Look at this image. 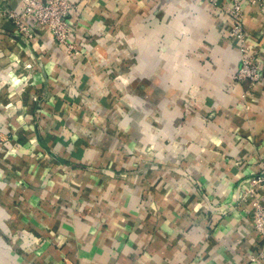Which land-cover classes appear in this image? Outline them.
Listing matches in <instances>:
<instances>
[{
	"label": "crops",
	"instance_id": "1",
	"mask_svg": "<svg viewBox=\"0 0 264 264\" xmlns=\"http://www.w3.org/2000/svg\"><path fill=\"white\" fill-rule=\"evenodd\" d=\"M66 1L70 55L0 0V264H255L264 8L243 7L250 84L207 0Z\"/></svg>",
	"mask_w": 264,
	"mask_h": 264
},
{
	"label": "built area",
	"instance_id": "2",
	"mask_svg": "<svg viewBox=\"0 0 264 264\" xmlns=\"http://www.w3.org/2000/svg\"><path fill=\"white\" fill-rule=\"evenodd\" d=\"M225 1V0H224ZM224 7L221 0H207L209 5L227 15L231 21L230 36L237 41L240 52L239 68L234 75L236 81H247L255 84L261 72L251 47L246 42L243 30L244 4L264 8V0H229ZM73 5L66 0H22L20 11L9 10L4 19L11 24L16 38L32 41L38 28L48 29L56 45L63 47L68 55L74 52L75 46L70 42L71 27L68 18ZM243 211L250 215L254 231L260 236L262 248L251 261L264 264V174L248 179L246 187L239 192Z\"/></svg>",
	"mask_w": 264,
	"mask_h": 264
},
{
	"label": "rangeland",
	"instance_id": "3",
	"mask_svg": "<svg viewBox=\"0 0 264 264\" xmlns=\"http://www.w3.org/2000/svg\"><path fill=\"white\" fill-rule=\"evenodd\" d=\"M4 139H5V137H4V136H3V138H2V136H0V140H2V141H3ZM4 141H5V140H4Z\"/></svg>",
	"mask_w": 264,
	"mask_h": 264
}]
</instances>
